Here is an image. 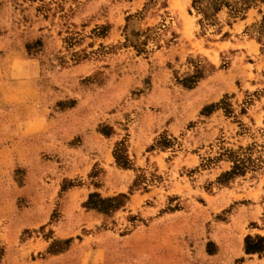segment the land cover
Masks as SVG:
<instances>
[{
    "label": "rangeland",
    "instance_id": "1",
    "mask_svg": "<svg viewBox=\"0 0 264 264\" xmlns=\"http://www.w3.org/2000/svg\"><path fill=\"white\" fill-rule=\"evenodd\" d=\"M251 2L0 0V264H264Z\"/></svg>",
    "mask_w": 264,
    "mask_h": 264
},
{
    "label": "trees",
    "instance_id": "2",
    "mask_svg": "<svg viewBox=\"0 0 264 264\" xmlns=\"http://www.w3.org/2000/svg\"><path fill=\"white\" fill-rule=\"evenodd\" d=\"M203 1L209 2L212 4V10L213 13H217L223 8H226L232 15L233 18H242L243 13L240 15L241 12H245L248 10L252 4L251 0H241L240 2H237V0H192V5H196L199 3H202ZM198 13L201 14V18L199 19V24L201 25L204 21H210V15H208L204 8H200L197 6ZM190 77L189 79H192ZM216 105H209L204 108V111H206L208 108L213 107ZM242 170L241 167L239 166V163H234L231 170L226 171L222 174L223 177H229V176H234L236 174L242 175ZM120 197H125L124 194H121ZM114 199L108 198L103 199L101 198L98 194L92 193L89 195L88 200L86 202V206L90 208H96L102 212H105L106 208L103 206L104 204L110 205L111 202H113ZM246 253H256V252H262L264 251V237L263 236H256V239L250 240V238H247L246 241Z\"/></svg>",
    "mask_w": 264,
    "mask_h": 264
}]
</instances>
